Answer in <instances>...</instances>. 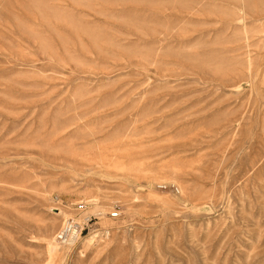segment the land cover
Listing matches in <instances>:
<instances>
[{
	"label": "rangeland",
	"instance_id": "obj_1",
	"mask_svg": "<svg viewBox=\"0 0 264 264\" xmlns=\"http://www.w3.org/2000/svg\"><path fill=\"white\" fill-rule=\"evenodd\" d=\"M0 264H264V0H0Z\"/></svg>",
	"mask_w": 264,
	"mask_h": 264
},
{
	"label": "built area",
	"instance_id": "obj_2",
	"mask_svg": "<svg viewBox=\"0 0 264 264\" xmlns=\"http://www.w3.org/2000/svg\"><path fill=\"white\" fill-rule=\"evenodd\" d=\"M160 188H165L166 185L160 184ZM176 189V188H175ZM83 226L73 219H66L62 222L60 228L55 234V239L58 242H69L73 237L78 236L82 232Z\"/></svg>",
	"mask_w": 264,
	"mask_h": 264
}]
</instances>
